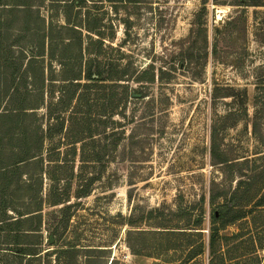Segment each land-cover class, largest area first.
<instances>
[{"label": "rangeland", "instance_id": "rangeland-1", "mask_svg": "<svg viewBox=\"0 0 264 264\" xmlns=\"http://www.w3.org/2000/svg\"><path fill=\"white\" fill-rule=\"evenodd\" d=\"M62 12L69 27H82V40L67 51L75 59L60 61L49 58L47 36L51 25L55 42L75 35L63 30ZM88 68L98 81L84 76ZM73 75L79 80L66 81ZM10 111L20 116L0 118V165L22 154L23 130L32 131L28 153L41 152L43 162L0 172V220L41 207V232L22 240L42 252L33 264H55L53 253L61 264H153L130 253L127 232L146 231L151 245L161 240L155 231L198 218L206 241L208 191L235 186L234 168L210 160L211 133L225 157L241 161L236 169L257 173L253 195L243 196L248 209L264 186V0H0V114ZM76 139L83 141L70 145ZM83 149L98 162H82ZM80 189L88 196L77 198ZM53 199L69 202L49 207ZM7 231L0 264L16 247ZM236 232L244 242L226 264H263L264 248L245 239L264 243V207L221 235ZM69 241L79 249L73 259L59 251ZM206 260L207 249L197 257Z\"/></svg>", "mask_w": 264, "mask_h": 264}, {"label": "trees", "instance_id": "trees-1", "mask_svg": "<svg viewBox=\"0 0 264 264\" xmlns=\"http://www.w3.org/2000/svg\"><path fill=\"white\" fill-rule=\"evenodd\" d=\"M52 2L58 3L59 1L64 0H51ZM89 1V0H87ZM52 5H55L52 3ZM65 12V11H64ZM62 16L64 17L67 25H65L63 30L70 33H75L74 36L68 37L65 40L60 39L59 42H55L53 35H52V25L49 27V33L47 38L49 39V58L50 59H59L60 61H63L64 59H75L76 57H73L72 55H69L67 53L68 50L71 49L72 46L76 45V42H81L82 37L80 36L81 31L78 30V28L82 29L79 25H73L69 23V20L64 16V13L62 12ZM51 24V23H50ZM83 29H85L87 32L91 33L92 30L86 25H82ZM89 41H91V38H88ZM76 41V42H75ZM55 48H60L59 52L57 53V50L55 51ZM44 47L39 46V51H43ZM81 53V52H80ZM79 53V56H80ZM88 80L98 81L100 78V72H92L90 68L87 69L86 74L84 75ZM95 77V78H94ZM79 78H77L75 75L72 77H68L66 81L74 82L78 81ZM117 81H122L121 78H117ZM30 110L37 109V108H28ZM26 109L22 108L23 114H26ZM6 115V116H5ZM19 113H16L15 111H10V113H4L0 114V118L8 117L9 119H18ZM21 116H27V115H21ZM62 129V126H60V129ZM32 133V131L27 132L22 131L20 135V147L23 152L19 155L16 159H14L11 163L7 162L5 164L0 165V172H4V174L10 172V170L13 169V171H18L21 168L29 167L32 165H38L40 162L42 163V153L39 154H33L30 155L28 152V142H29V134ZM93 136H89L90 141H93ZM83 139L74 140L70 143V145H76L79 142H82ZM95 143V141H93ZM85 144V143H82ZM85 146V145H83ZM84 148V147H83ZM84 149L80 153V159L82 162H98L99 157H86L84 155ZM2 153V150L0 151ZM210 160L214 164H223L227 168H234L230 171V182H235L234 187H230L231 190H227L224 195H215L214 189L210 188L208 191V205L211 209L210 212V221H209V227L207 231V239L205 241L204 235H203V228H202V219L198 218L197 221H195L193 224L188 225L186 228H166L164 231H155L154 236L160 237V242L155 239L154 243L151 245H148L145 243V238L147 235L146 231H128L126 234V245L132 255L135 256H146L149 258L156 259L157 262H154L153 264H226L227 261V255L229 252L237 250L242 243L244 242V237H242L241 232L233 233L231 236H223L221 235V231H224L227 227L237 224L243 220L247 214L250 213V211L254 210L255 208H263L264 205V186L260 188V193H258L257 198L252 203V209H248V205H246L249 200L243 201V196L245 194H252L253 195V189H249L248 184L254 179L255 175L257 173L252 171H248L245 169H236V167L240 166L241 161L235 160H229L227 157H225L220 150V148L217 146L216 141L214 139L213 134L210 135ZM76 154L75 151L73 155ZM249 160L246 157H243V163H248ZM235 170V171H234ZM39 171L45 175H49V171H43V168L39 169ZM262 173V171L258 172V174ZM29 173L26 172L24 175L27 176ZM249 174V177H248ZM31 175V174H30ZM259 176V175H258ZM247 177V181H243V178ZM53 178V177H52ZM249 181V183H248ZM244 188H246V191H243ZM82 190V189H80ZM259 192V190H258ZM257 194V193H256ZM255 195V194H254ZM88 196V193L86 190L79 191L76 194L77 198L86 197ZM223 198V201L221 203H216L215 201L217 198ZM251 199V198H250ZM69 202L68 199H53L48 204L49 207H55L62 205L64 203ZM72 205L68 204L62 208L59 209L58 213L63 214L66 211H68L71 208ZM15 210V209H14ZM41 207L35 209L34 211L27 212V213H18V218L13 221H9L7 219L0 220V231L6 232L7 230H4L5 228H8V235L7 239L10 240L11 246L16 247H10L11 249H7L6 253V260L5 264H8L7 262L11 264H33L35 261L38 260L42 256V252L36 251L33 249H30L31 244L23 243V238H30V235H36L41 232ZM203 211V209H202ZM64 217V216H63ZM35 221L34 227H29L26 230L21 229V226L23 224H26L28 222ZM65 223L67 221L62 219V226H65ZM129 226H133L132 221H128ZM61 226V227H62ZM65 227L60 228L61 230H64ZM137 237V239L140 240V243H135L134 237ZM183 236L186 237L187 240L185 243H181L178 240V237ZM163 238V239H162ZM248 244L252 246L253 249H263L264 243H256V241L253 239L251 235H248L246 239ZM74 242H66L65 246L66 249H60L59 251H63V254L70 255V258L73 259L75 256L73 255L75 251H78V245H76ZM55 245V243L51 244ZM29 246V247H28ZM36 248V247H35ZM34 248V249H35ZM205 249H207V260L206 263H201L197 261V257L204 254ZM87 250H94V249H87ZM54 251L58 250H49L45 253H53ZM256 251H253V254H256ZM185 253V257L183 259H179L177 257V254H183ZM41 254V255H40ZM58 258L57 261L55 260V264H61L60 263V257L58 256L60 253H53ZM8 256V257H7ZM229 262H233L234 258L230 257ZM256 260L260 262L259 257L256 255ZM235 262V261H234ZM110 264H113V260ZM235 264V263H234ZM264 264V262H263Z\"/></svg>", "mask_w": 264, "mask_h": 264}, {"label": "bare ground", "instance_id": "bare-ground-1", "mask_svg": "<svg viewBox=\"0 0 264 264\" xmlns=\"http://www.w3.org/2000/svg\"><path fill=\"white\" fill-rule=\"evenodd\" d=\"M223 11L222 10H218L217 13H222Z\"/></svg>", "mask_w": 264, "mask_h": 264}]
</instances>
